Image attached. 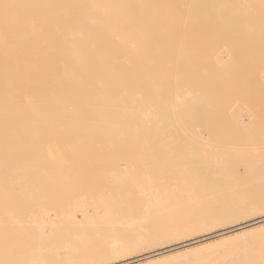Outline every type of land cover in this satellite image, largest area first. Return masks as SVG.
Segmentation results:
<instances>
[{"label": "bare ground", "instance_id": "1", "mask_svg": "<svg viewBox=\"0 0 264 264\" xmlns=\"http://www.w3.org/2000/svg\"><path fill=\"white\" fill-rule=\"evenodd\" d=\"M256 109L264 0H0V264H264Z\"/></svg>", "mask_w": 264, "mask_h": 264}, {"label": "rangeland", "instance_id": "2", "mask_svg": "<svg viewBox=\"0 0 264 264\" xmlns=\"http://www.w3.org/2000/svg\"><path fill=\"white\" fill-rule=\"evenodd\" d=\"M254 111V110H253ZM252 111V112H253ZM260 111V112H259ZM255 112H258V113H264V110H258L257 111V109H256V111ZM254 113V112H253ZM256 114V113H255ZM256 121V122H255ZM256 123H257V125H256ZM258 123H262V124H258ZM246 124V125H245ZM259 125H260V128L261 129H259ZM252 126H253V128H252ZM255 126V127H254ZM235 127V126H234ZM233 127V128H234ZM257 127V128H256ZM263 127V128H262ZM235 128H238V129H240V130H242V131H244V130H249V131H256L255 133H254V135H252V138H251V140H253V141H257V139H259V137L257 138V133H258V131H259V133H261L263 130H264V123L261 121L260 122V120L258 119V120H253L251 123H244V126H243V124H241V126H240V124L239 125H237ZM257 129V130H256ZM255 134H256V136H255ZM254 136V137H253ZM215 139V138H214ZM209 140V139H208ZM191 141H193V140H191ZM190 140H189V142L188 143H186L187 145H194V144H196L194 141L191 143V144H189L190 142H191ZM212 141H213V139H210L209 141H201V142H204L203 144H208L207 142H211L212 143ZM222 141V140H221ZM200 142V143H201ZM214 142H215V140H214ZM216 142H218V138H216ZM200 143H198V141H197V145H201ZM218 143H220V142H218ZM178 144H180V143H178ZM185 144V143H184ZM210 144V143H209ZM213 144V143H212ZM215 144H217V143H215ZM220 145V144H219ZM160 160H161V156H160ZM110 162H113V161H110ZM112 165L113 164H108V166L109 167H112ZM121 171V170H120ZM80 175H82V176H85V177H88V178H90V182H85V183H81V185L85 188V190L84 191H82V192H84V193H89V192H92L91 190L93 189V188H97L98 186H100L101 185V182L102 181H104V180H108V179H112L111 178V174H108L106 171H104V170H101L100 168H97V169H95V170H93V171H88V172H81V173H79V176ZM82 187V189H84ZM18 188H16V192L18 193V195L19 194H23V189L21 188L20 190L18 189ZM133 191H135V188H131ZM10 192H11V190H9ZM21 191V192H20ZM55 191H58V190H55ZM76 191V190H75ZM14 192V195L16 196V194H15V191H12L11 193H13ZM37 192L38 193H43V192H46V190H37ZM5 193H7V192H5ZM76 193V192H75ZM22 194H21V196H20V198L21 197H23V199H24V196H22ZM76 194H78V193H76ZM7 195H8V193L6 194V197H7ZM10 195H13V194H10L9 193V196ZM19 196L17 197L18 198V200H17V198H16V200H17V204H19ZM5 197H3V198H1V204H0V207L2 208H0V210H1V213H2V210L4 211V209L5 210H7V211H13L14 212V217H16V215H18L17 214V212H18V210L20 209L19 207V205L17 206L18 208H17V210H14V208H16V207H14L13 206V204H12V202H10L11 204H12V206L10 205V207L6 204V201H3V200H6V199H4ZM13 198H14V196H13ZM3 199V200H2ZM8 197H7V201H8ZM10 199H11V197H10ZM25 199H27V198H25ZM15 200V199H14ZM21 201H20V204L21 205H23L24 204V208H22V210L21 211H26V208H25V205H27V203L26 202H28V201H26V200H23L22 201V199H20ZM3 201V202H2ZM10 201V200H9ZM9 201L7 202V203H9ZM73 201V200H72ZM21 202H23V203H21ZM25 202V203H24ZM29 202H30V200H29ZM28 202V203H29ZM75 200L73 201V203H74V207H72V209H77V207L75 206ZM3 203V204H2ZM61 203L60 202H57V205H56V207L57 208H62L61 207ZM23 207V206H22ZM9 208H11V209H9ZM13 208V209H12ZM51 208V207H50ZM52 209V208H51ZM51 209H46L45 210V212L47 213V216L49 217V216H51ZM7 211L5 212L6 214H7ZM4 212L2 213V214H4ZM19 212H20V210H19ZM18 212V213H19ZM98 212L99 213H101V214H104L105 212H106V208L103 206V207H99L98 208ZM1 214V215H2ZM21 214H23V213H19V215H21ZM0 215V216H1ZM4 215H2V217H3ZM6 216V217H5ZM3 218H2V220H7L6 218H9V216H7V215H5ZM18 217V216H17ZM1 218V217H0ZM19 218V217H18ZM240 221L242 220V219H239ZM221 227H217V228H215L214 230H219ZM215 233H217V232H215ZM215 233H211V234H209V235H206V236H204V237H209V236H211V235H214ZM198 236V235H197ZM198 239H200V238H198ZM178 250H182V248H180V249H178ZM3 250H1L0 252H2ZM7 251H9V250H7ZM11 251H9L8 252V255H9V253H10ZM20 252V251H19ZM174 252H177V250L176 251H174ZM2 254H4L3 252H2ZM15 254V253H14ZM180 254H183V252L182 253H180ZM6 255H7V253H6ZM10 255H12V254H10ZM10 255H9V257H10ZM17 256L15 257V256H13V257H11V258H13L14 260H12L11 258H10V260H9V263L8 262H5V261H7L8 259H7V257H6V259L7 260H4V258H3V261H4V263L6 264V263H8V264H10V263H12V264H19V262L17 261L16 263H15V258L17 259V260H19L18 259V256L20 257V255H18V254H16ZM174 255V256H173ZM172 256V258H176V256H177V258H180L182 255H178V253H175V254H173ZM1 257V256H0ZM5 257V256H4ZM172 260V259H171ZM1 262H2V260H1ZM123 263V262H122Z\"/></svg>", "mask_w": 264, "mask_h": 264}]
</instances>
